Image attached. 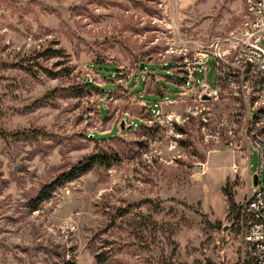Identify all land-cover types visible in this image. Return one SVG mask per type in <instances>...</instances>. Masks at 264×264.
<instances>
[{
	"label": "rangeland",
	"instance_id": "obj_1",
	"mask_svg": "<svg viewBox=\"0 0 264 264\" xmlns=\"http://www.w3.org/2000/svg\"><path fill=\"white\" fill-rule=\"evenodd\" d=\"M246 17L245 0H0V264H238L224 187L201 167L231 151L240 205L255 79L228 39ZM97 152L117 159L31 207Z\"/></svg>",
	"mask_w": 264,
	"mask_h": 264
},
{
	"label": "built area",
	"instance_id": "obj_2",
	"mask_svg": "<svg viewBox=\"0 0 264 264\" xmlns=\"http://www.w3.org/2000/svg\"><path fill=\"white\" fill-rule=\"evenodd\" d=\"M247 17L239 30L233 32L228 39L230 51H235L242 65L255 80H252L253 102L246 112L245 138L250 146L244 152L248 164L247 190L240 203V218L238 220V264H264V180L261 174L264 170V0H245ZM206 55H204L205 57ZM216 63L223 60L219 52L215 56ZM202 58L201 69L207 71L208 65ZM244 72L242 66H238ZM190 70V69H189ZM192 69L187 77V84H191ZM218 75H220L218 73ZM232 78L231 76L229 77ZM219 77H217V81ZM204 91L217 95L210 85L204 84ZM250 91V89H249ZM255 110L254 115L249 114L250 109ZM232 145V142H229ZM254 148L259 157V167L255 174L258 175V183H253L254 174L250 171V150ZM235 171L237 167L234 166Z\"/></svg>",
	"mask_w": 264,
	"mask_h": 264
},
{
	"label": "trees",
	"instance_id": "obj_3",
	"mask_svg": "<svg viewBox=\"0 0 264 264\" xmlns=\"http://www.w3.org/2000/svg\"><path fill=\"white\" fill-rule=\"evenodd\" d=\"M55 53H58V52H53V55H55ZM99 65L104 70L107 69L108 67L112 66V64H106L104 62L99 63ZM84 84L85 85L86 84L91 85L92 83L88 82V80H87L86 82H84ZM80 89H82V88H80ZM152 98H149V99H152ZM115 159H117L115 155L109 154L107 152H97V153L91 154L89 156H85L84 158L75 162L68 169L62 171L58 176H56V178L53 181L43 185L40 188V190L37 192L35 197L31 199V201H30L31 207L34 210L38 209L40 203L49 199L51 197V194L53 193V191L63 182L72 181V180L78 178L82 174H84V173L88 172L90 169H92L95 165L110 166ZM205 159L206 158H204V160ZM234 184H235V182H231L230 178H228L227 183L223 188V193L225 194L227 201H228V204H229L228 217H230L231 215L235 216V221L238 224V220L240 218L241 208H240V205H237V203L235 201V193L233 191V185ZM68 262L69 261H64V264H69Z\"/></svg>",
	"mask_w": 264,
	"mask_h": 264
},
{
	"label": "crops",
	"instance_id": "obj_4",
	"mask_svg": "<svg viewBox=\"0 0 264 264\" xmlns=\"http://www.w3.org/2000/svg\"><path fill=\"white\" fill-rule=\"evenodd\" d=\"M226 152H229L228 150ZM217 160V163H216ZM234 166H237L236 158L231 155V151L229 153H225L223 151H212L209 152L206 158V161L202 163L201 167V181H203L204 186H208L206 182V176H208V180L210 179L216 185V181L219 182L222 188L225 186V183L228 178H234L235 169ZM247 175V174H246ZM224 198V208L227 207V202ZM202 201V205L205 211H210L214 213L215 216H219V210L216 208L215 202H206L203 197L200 198Z\"/></svg>",
	"mask_w": 264,
	"mask_h": 264
},
{
	"label": "water",
	"instance_id": "obj_5",
	"mask_svg": "<svg viewBox=\"0 0 264 264\" xmlns=\"http://www.w3.org/2000/svg\"><path fill=\"white\" fill-rule=\"evenodd\" d=\"M253 183L256 185L258 183V175L254 174L253 176Z\"/></svg>",
	"mask_w": 264,
	"mask_h": 264
}]
</instances>
